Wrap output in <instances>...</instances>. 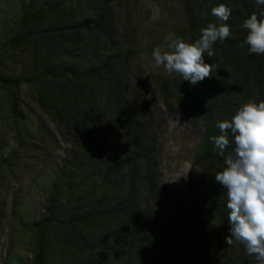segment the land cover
I'll list each match as a JSON object with an SVG mask.
<instances>
[{"label":"rangeland","instance_id":"374dc122","mask_svg":"<svg viewBox=\"0 0 264 264\" xmlns=\"http://www.w3.org/2000/svg\"><path fill=\"white\" fill-rule=\"evenodd\" d=\"M202 1L0 0V264H258L202 217L209 90L153 67Z\"/></svg>","mask_w":264,"mask_h":264},{"label":"clouds","instance_id":"9594fccd","mask_svg":"<svg viewBox=\"0 0 264 264\" xmlns=\"http://www.w3.org/2000/svg\"><path fill=\"white\" fill-rule=\"evenodd\" d=\"M264 5V0H255ZM221 23H209L201 30L194 43L169 33L165 38L167 50L153 49V67L163 68L169 74H178L182 80L196 85L212 76L214 64H207L204 54L214 56L213 45L232 36L227 23L231 9L220 4L211 10ZM242 27L247 31L240 47L247 46L248 55H264V18L252 14ZM220 135L211 137L225 167L215 174V181L225 190L229 235L227 246L243 245L246 255L254 256L264 264V101L248 102L232 116L231 121H218ZM229 134L234 142L233 151L225 155Z\"/></svg>","mask_w":264,"mask_h":264},{"label":"trees","instance_id":"16d2710c","mask_svg":"<svg viewBox=\"0 0 264 264\" xmlns=\"http://www.w3.org/2000/svg\"><path fill=\"white\" fill-rule=\"evenodd\" d=\"M220 4L231 9V15L224 23L229 25L232 36L223 43L219 40L215 42L213 57L204 54L205 63L214 62L219 69L215 73L216 78L211 76L202 81L210 95L205 97L199 109L204 115L205 125L202 129V150L198 159L204 167V183L208 188L201 197L202 203L205 204L202 209V217L205 221L212 218L216 226L229 233L225 190L215 181V174L222 171L226 165L210 138L220 135L219 129L216 127L217 122L231 121L232 116L244 103L264 101V55H248L247 46L243 49L240 47L247 34V31L242 27L243 22L252 14H256L258 18H264V5H257L255 0H204L199 2L194 9L189 8L187 12L185 30L189 36L187 43H194L198 40L201 30L209 23L217 25L221 23L211 14V10ZM76 27L100 30V18L81 21ZM115 58L117 57L114 55H107L94 70L108 73ZM63 73L71 74L72 70L70 67H64L61 74ZM22 81V79L0 78L1 83L11 88L16 87ZM254 86L261 87V90L253 97L252 87ZM229 141L230 144L225 149V155L232 152L234 148L231 134H229ZM133 159V156L125 154L122 158L113 161L109 165L108 171L130 166ZM248 262L245 260L244 264H248Z\"/></svg>","mask_w":264,"mask_h":264}]
</instances>
